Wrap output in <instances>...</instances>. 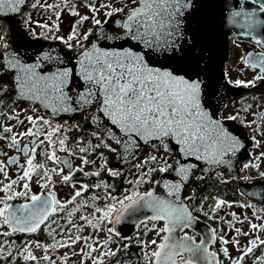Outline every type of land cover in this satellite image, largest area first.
Here are the masks:
<instances>
[{
    "label": "snow or ice",
    "instance_id": "snow-or-ice-1",
    "mask_svg": "<svg viewBox=\"0 0 264 264\" xmlns=\"http://www.w3.org/2000/svg\"><path fill=\"white\" fill-rule=\"evenodd\" d=\"M226 37L250 79L222 70ZM257 85L264 0H0V264H132L133 243L136 264H264V109L224 114ZM207 179L248 202L196 203Z\"/></svg>",
    "mask_w": 264,
    "mask_h": 264
},
{
    "label": "trees",
    "instance_id": "trees-1",
    "mask_svg": "<svg viewBox=\"0 0 264 264\" xmlns=\"http://www.w3.org/2000/svg\"><path fill=\"white\" fill-rule=\"evenodd\" d=\"M29 2H31V0H29ZM29 11H31V10H29L27 8L24 9L25 14H27ZM34 13H35V15H38L41 17L40 12H38V11H31V16ZM18 19L20 20L21 17L18 16ZM20 27H21V24H20ZM242 98H244L243 101H242ZM242 98L238 100V106L237 107H240L241 104L243 103L245 106L248 104H251L252 109H255L259 105V102L257 103V101H255L253 99H249V97H247V96H244ZM0 110H2V109H0ZM70 139H71V137H70ZM106 155H109V154L106 153ZM127 167H128V165L125 166V168H127ZM228 172L229 171L225 172V175H227ZM253 175H255V173H253ZM101 179H107L109 183H115L117 185V192L114 194H118L120 188L126 187V185L123 184L122 178L118 181H114L112 178L107 177L106 174H104L101 176ZM196 186L197 185L194 182L192 185L189 186V188H186L184 194L187 195L188 192L191 190V187H196ZM201 187H202V191L197 196L196 203H199L200 196L204 195V194L217 195V196H220L221 198H224L227 200L243 201V202L247 203V200L245 199V197L241 196L239 191H237L238 185H237L236 181H230L229 184H227V185H213L211 180L207 179ZM194 214L197 215V217L200 220L207 222L211 227H215L214 221L208 220L207 217H204V216L200 215L199 213H194ZM131 237H133V235ZM123 243H125V242L121 241V244H123ZM134 254L136 256H138L139 252H138L136 245L133 243L129 246V249L127 250L126 253L122 250L119 253V256L120 257H126V258H132V262H134V261H136Z\"/></svg>",
    "mask_w": 264,
    "mask_h": 264
},
{
    "label": "water",
    "instance_id": "water-1",
    "mask_svg": "<svg viewBox=\"0 0 264 264\" xmlns=\"http://www.w3.org/2000/svg\"><path fill=\"white\" fill-rule=\"evenodd\" d=\"M13 20L19 21L18 16L13 17ZM20 28H21L20 27V23H16L15 24V29L19 30ZM40 43H52L55 46H59L58 42H48V41L45 42V41L41 40ZM230 54H231L230 40L226 37L224 42H223V45H222V47L220 49V54H219V59H220V64H221L222 70H224L226 64L228 63V61L230 59ZM69 55H71V53H69ZM259 86H261V85H259ZM229 87H230L231 91H230V94H229L228 98L224 101L225 105L228 102L235 101L238 97H241L242 95H246V94L255 92L253 90L245 89V88H242V87H232V86H229ZM217 114H219V112ZM78 116H79V114H73L71 117H69L68 115H63L62 114L60 117L57 118V120H68V119H72V118H75V117H78ZM232 126L234 128H240V125L238 123H234V124H232ZM241 131H243L245 133V135L248 134L244 130V128H241ZM241 156H242L243 159H247V157H245L243 153L241 154ZM110 162L114 164V159L110 160ZM239 164H240V161H236V167H237L238 171H239ZM223 171H229V169L225 168ZM244 183L245 182L240 181V182H237V185H238V187L243 188ZM185 190H184V192H185ZM244 190L247 191L248 189H244ZM207 227H211V226L207 222H204V221H202V220H200L198 218L197 221L195 222L194 230L197 233H199V232L204 231ZM135 231H136V229H135V226L133 225V226H131V231H128L126 233V235L131 237L132 235H134ZM197 238H199V237L197 236ZM123 242H126V241H123Z\"/></svg>",
    "mask_w": 264,
    "mask_h": 264
},
{
    "label": "rangeland",
    "instance_id": "rangeland-1",
    "mask_svg": "<svg viewBox=\"0 0 264 264\" xmlns=\"http://www.w3.org/2000/svg\"><path fill=\"white\" fill-rule=\"evenodd\" d=\"M32 17V19H34V20H39V19H41V17L40 16H38V15H35V13L31 16ZM67 16H65V25L67 24ZM37 30V32L39 31V29H36ZM62 31L64 30V28H62L61 29ZM50 42H52V41H50ZM247 45L246 44H242L241 45V47L242 48H247L246 47ZM62 47V46H61ZM239 52H240V49H238V48H235L233 45H232V53H231V62H230V65H229V68H233V71L232 72H230L229 73V77L230 78H232V79H235V78H237L238 76H239V78L240 79H250L251 78V73L250 72H248V71H245L243 74H239L237 71H235L234 69L237 67V57H238V54H239ZM253 100H255V101H257V103L258 102H263L262 104H260V106H259V108H255V109H252V111H258L259 109H264V99H255V98H253ZM238 103H236L235 101H233V102H229L228 104H226V108H225V112H224V114H230L232 111H233V109H234V107H237L238 105H237ZM220 114V113H219ZM218 114V115H219ZM247 118H249V119H251L252 117H251V114L249 113L248 114V117ZM57 122H61V121H59V120H57ZM259 122V121H258ZM62 123V122H61ZM244 130L247 132V133H249V129H246V128H244ZM261 151H264V147H262L261 149H260ZM261 167H264V165H261ZM86 170H87V168H86ZM225 172H227V171H224V173ZM241 175H243L244 173L243 172H241L240 173ZM34 190H36L35 189V186H34ZM247 202H248V200H247ZM257 207L259 208V205L257 204ZM233 212H236L237 214H241V215H243V214H246V215H248L249 216V218L251 219L252 217H251V209H243V208H238V207H236L235 205L232 207V209H231ZM221 215L223 214V213H220ZM262 217H264V211H261L260 213H259ZM226 219H230V217H225ZM253 222L254 223H256L257 221H255V220H253ZM239 226V225H238ZM262 236H264V234H262ZM149 238H151V234H150V236H149ZM243 237H241V242H243ZM229 251L231 252V253H233V254H235V252H234V250L229 246ZM257 255H259V253L257 252L256 253ZM73 259H75V258H73ZM252 259V257H249L247 260H245V262H244V264H250V260ZM132 264H136V261H134V262H132Z\"/></svg>",
    "mask_w": 264,
    "mask_h": 264
},
{
    "label": "flooded vegetation",
    "instance_id": "flooded-vegetation-1",
    "mask_svg": "<svg viewBox=\"0 0 264 264\" xmlns=\"http://www.w3.org/2000/svg\"><path fill=\"white\" fill-rule=\"evenodd\" d=\"M48 42H50V41H48ZM58 43H59V42H58ZM230 45H231V53H232V44H231V42H230ZM247 46H248V45H247ZM247 46H246V47H247ZM231 57H232V56H231V54H230V59H229L228 63L226 64L225 68H224V70H226V71L228 72V75H229L230 72L233 71V68H229V65H230V62H231ZM241 87H242V86H241ZM242 88H243V87H242ZM248 89H249V90H253V91H255V92H254V93H249V94H246V95H242L241 97H238V98L235 100L236 103H238V100L241 99V98L244 97V96L249 97V99H253V98H255V99H264V94H262V93H264V86H259V85H257L256 88H248ZM231 102H233V101H231ZM228 103H229V102H228ZM228 103H227V104H228ZM262 103H263V102H259V105L257 106V108H259L260 104H262ZM237 105H238V104H237ZM59 121L63 122L64 120H59ZM67 121H68V125H69V126H70L72 123L76 122V121H80L81 123H83V117L79 115L78 117H75V118H72V119H68ZM76 163L78 164L79 161L77 160ZM86 168H87V166H86ZM77 179H83V177L77 175ZM92 181L95 182V178H92ZM45 238H46V237L44 236L43 232H41V233H40V236H39V239L44 240ZM14 239L19 240V239H23V237H18V238L14 237ZM49 242H50V241H49ZM61 254H62V252H61Z\"/></svg>",
    "mask_w": 264,
    "mask_h": 264
}]
</instances>
